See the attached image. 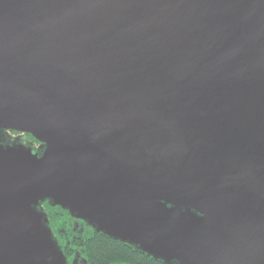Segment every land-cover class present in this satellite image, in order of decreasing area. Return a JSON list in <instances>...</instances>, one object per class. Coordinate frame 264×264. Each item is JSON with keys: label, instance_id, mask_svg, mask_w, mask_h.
<instances>
[{"label": "water", "instance_id": "obj_1", "mask_svg": "<svg viewBox=\"0 0 264 264\" xmlns=\"http://www.w3.org/2000/svg\"><path fill=\"white\" fill-rule=\"evenodd\" d=\"M45 203L164 264H264V0H0V264H68Z\"/></svg>", "mask_w": 264, "mask_h": 264}, {"label": "trees", "instance_id": "obj_2", "mask_svg": "<svg viewBox=\"0 0 264 264\" xmlns=\"http://www.w3.org/2000/svg\"><path fill=\"white\" fill-rule=\"evenodd\" d=\"M43 206L53 231L67 222L69 217L67 212L59 208L55 211L46 203ZM83 241L82 249L87 264H164L142 253L134 246L113 240L92 229L89 234H85Z\"/></svg>", "mask_w": 264, "mask_h": 264}, {"label": "flooded vegetation", "instance_id": "obj_3", "mask_svg": "<svg viewBox=\"0 0 264 264\" xmlns=\"http://www.w3.org/2000/svg\"><path fill=\"white\" fill-rule=\"evenodd\" d=\"M6 136L9 142L18 140L20 144L30 147L33 151L37 150L39 147V144L28 135L6 132ZM53 209L56 211L58 208ZM90 230L91 228L85 223L76 221L70 217L67 218V222L62 224V227L60 226L54 231L51 229L52 234L60 246L68 264H72L74 260L75 264H87L82 248L85 234H89Z\"/></svg>", "mask_w": 264, "mask_h": 264}]
</instances>
